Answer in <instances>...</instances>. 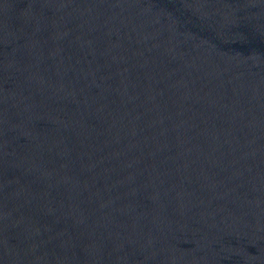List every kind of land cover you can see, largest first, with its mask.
Instances as JSON below:
<instances>
[{
  "label": "water",
  "instance_id": "obj_1",
  "mask_svg": "<svg viewBox=\"0 0 264 264\" xmlns=\"http://www.w3.org/2000/svg\"><path fill=\"white\" fill-rule=\"evenodd\" d=\"M0 264H264V0H0Z\"/></svg>",
  "mask_w": 264,
  "mask_h": 264
}]
</instances>
